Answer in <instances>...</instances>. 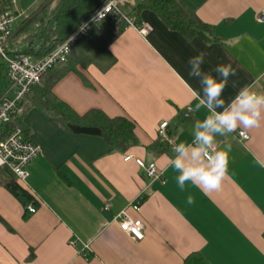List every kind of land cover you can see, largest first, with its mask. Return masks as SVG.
I'll return each instance as SVG.
<instances>
[{"label":"crops","instance_id":"crops-1","mask_svg":"<svg viewBox=\"0 0 264 264\" xmlns=\"http://www.w3.org/2000/svg\"><path fill=\"white\" fill-rule=\"evenodd\" d=\"M142 1L123 4L125 14L151 27L147 36L128 28L106 45L90 48L93 63L65 74L52 89L80 115L96 109L128 118L137 126L138 145L115 151L102 138L73 133L62 119L29 100L21 123L25 137L42 153L29 164L22 185L38 205L35 213L28 212L0 184V264H186L189 258L199 264H264V105L259 126L215 134L216 152H228L219 190L205 194L187 181L180 191L173 169L179 155L174 149L181 143L186 165L211 167L203 152L192 157L201 147L197 133H210L202 123L208 109L230 110L246 86L264 95V23L258 21L264 0H181L211 27L212 42L188 41L151 11L136 16ZM46 2L18 0L14 9L22 22L13 28L10 54L28 49L37 60L38 25L29 27L26 21ZM200 52L206 53L202 61L196 59ZM219 64H230L235 75L228 77L220 97L224 103L217 106L208 103L202 80L205 75L222 80L215 70ZM164 122L169 123L168 139L160 141L165 150L149 151ZM240 131L250 139L242 141ZM126 156L133 159L126 162ZM136 158L155 164L162 181L151 183ZM123 211L145 224L143 241H134L114 222Z\"/></svg>","mask_w":264,"mask_h":264},{"label":"trees","instance_id":"trees-1","mask_svg":"<svg viewBox=\"0 0 264 264\" xmlns=\"http://www.w3.org/2000/svg\"><path fill=\"white\" fill-rule=\"evenodd\" d=\"M11 0H0L1 9L10 7ZM109 0H47L45 5L35 10L28 16L27 26L38 25L34 40L41 44L38 51L37 60L44 58L59 44L65 41L83 22L88 20L97 10H99ZM143 11L155 13L163 23L171 30L182 34L188 41L195 37L207 42L214 39L211 27L201 22L197 14L187 8L181 0H143L135 10L138 16ZM138 22V21H137ZM123 30H116L106 21L101 29L91 32L84 37L73 48L69 60L64 65H59L47 73L41 84L32 88L26 102L32 103L51 115L62 119L75 134L89 135L102 138L107 145L118 152H127L138 145L139 140L136 135L137 126L126 117H109L101 110H90L80 115L70 106L61 102L52 94L53 86L61 77L69 72H76L78 67L87 68L93 63V58L89 55V49L106 45L115 39ZM28 49L17 52L14 55L28 56ZM35 52L32 53V55ZM12 55V54H11ZM30 56V55H29ZM11 89L8 79L7 65L0 63V100L7 96ZM21 118L14 121L15 126H19L25 136L27 130L21 123ZM155 142L148 149L162 153L165 150L164 142ZM0 170V184L3 185L12 195H14L27 208L31 203L33 207L38 205V201L28 190L10 173ZM0 222L4 223L0 215ZM34 257L31 251L30 259ZM186 264L193 263L189 258Z\"/></svg>","mask_w":264,"mask_h":264},{"label":"built area","instance_id":"built-area-1","mask_svg":"<svg viewBox=\"0 0 264 264\" xmlns=\"http://www.w3.org/2000/svg\"><path fill=\"white\" fill-rule=\"evenodd\" d=\"M118 0H109L97 10L88 20L83 22L65 41L59 44L48 55L39 60H32L26 55H11L8 51V44L13 38L14 24L17 22L18 13L14 9L18 0H11L10 7L1 9L0 2V63L7 65L8 79L11 89L6 97L0 100V170H4L14 176L21 184L27 183L29 172L28 166L31 162L41 156V149L31 140L25 137L23 130L13 123L16 119L23 117L27 98L34 86L41 84L43 77L59 65L68 62L73 48L93 31H99L106 21H110L116 30L135 29L141 36H147L151 27L144 23H138L131 15L125 14L118 7ZM258 21L264 23V10L258 16ZM169 123L160 125L158 136L168 139L167 130ZM242 141H248L250 136L240 131L237 133ZM217 147L211 143L203 152L204 159L214 155ZM208 156H205L204 153ZM132 156H126L125 161L129 162ZM136 164L141 168L151 183L162 181V173L155 164L146 165L141 159H135ZM209 162V161H208ZM143 202L142 195L134 204V210L140 211ZM110 209L109 205L105 210ZM30 213H35V208L30 205L26 208ZM122 232L127 234L136 242L145 238L146 226L140 220L131 218L125 211L118 214L114 220ZM89 249L85 245L82 253L87 254Z\"/></svg>","mask_w":264,"mask_h":264},{"label":"clouds","instance_id":"clouds-1","mask_svg":"<svg viewBox=\"0 0 264 264\" xmlns=\"http://www.w3.org/2000/svg\"><path fill=\"white\" fill-rule=\"evenodd\" d=\"M205 56V52H200L196 59L202 61ZM191 59L189 58V63H191ZM215 70L223 79L217 81L214 76L205 75L202 83L206 85L204 91L207 94L208 103L215 102L219 106L224 103L220 97H222L224 89L227 87L228 77L235 75V71L230 64L216 65ZM199 74V72L195 73V75ZM188 75L191 76L193 73L189 72ZM251 87L246 86L240 90L232 101L230 110L226 109L223 112L215 113L214 109H208L205 112L202 123L206 129H210L211 134L209 131L197 133L201 147L192 152L193 159L201 156V153L204 152L203 146L211 145L215 139V134L223 135L225 132L231 133L241 126L244 128L259 126L261 106L264 105V95L250 91ZM210 113L212 114L210 115ZM228 149L230 151L231 145L228 146ZM174 151L179 153L173 161V169L178 173L176 175V184L180 191H185L187 181H191L194 187L199 188L205 194L220 189L222 180L227 173L228 152L221 150L211 156H208L205 152L204 154L208 156L211 167H203L185 164L183 159L186 152L184 143L178 145ZM187 203H194V197L192 195L187 197Z\"/></svg>","mask_w":264,"mask_h":264},{"label":"rangeland","instance_id":"rangeland-1","mask_svg":"<svg viewBox=\"0 0 264 264\" xmlns=\"http://www.w3.org/2000/svg\"><path fill=\"white\" fill-rule=\"evenodd\" d=\"M123 2H124V0H119V2H118V6L119 7H121V10L124 12V13H126V10H127V8H125L126 6V4H123ZM22 22V20H18V22L16 23V24H14V30H16V28H17V26L20 24Z\"/></svg>","mask_w":264,"mask_h":264}]
</instances>
